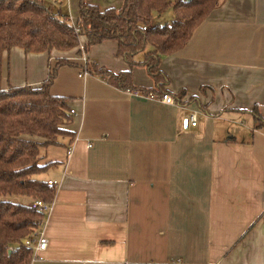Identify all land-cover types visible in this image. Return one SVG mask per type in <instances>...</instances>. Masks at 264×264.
I'll return each mask as SVG.
<instances>
[{
	"label": "crops",
	"instance_id": "0c3cea01",
	"mask_svg": "<svg viewBox=\"0 0 264 264\" xmlns=\"http://www.w3.org/2000/svg\"><path fill=\"white\" fill-rule=\"evenodd\" d=\"M103 1L88 0L102 9L124 0ZM79 4H62L75 23ZM117 48L105 41L85 57L123 71ZM60 58L83 64L79 48L15 47L2 87L40 86ZM160 67L181 102L59 69L52 93L75 110L76 140L42 149V163H58L45 180L59 185L40 230L48 247L32 264H264V128L252 114L264 120V0H223ZM133 83L154 86L141 66ZM193 113L197 126L185 129Z\"/></svg>",
	"mask_w": 264,
	"mask_h": 264
},
{
	"label": "trees",
	"instance_id": "16d2710c",
	"mask_svg": "<svg viewBox=\"0 0 264 264\" xmlns=\"http://www.w3.org/2000/svg\"><path fill=\"white\" fill-rule=\"evenodd\" d=\"M222 1L124 0L120 8L102 9L80 0L78 21L73 25L63 11L64 2L0 0V197L30 199L28 204L0 201V264H31L33 250L25 241L41 230L48 213L30 203L39 199L53 204L57 192L48 180L38 178L58 164L42 163V149L56 145L70 148L76 140V132L70 129L74 115L68 99L52 93L59 69L70 66L81 73L86 70L127 92L173 94L167 87L170 80L160 67L162 57L182 50ZM168 9L173 11L171 20L156 23ZM81 37L86 38V53L105 41L117 42V56L128 68L114 72L95 62L83 65L60 58L50 65L48 77L40 86L2 87L4 55L13 48L20 47L26 53L79 48L81 55ZM139 54H143L142 59L137 58ZM137 66L146 68L154 81L152 88L134 85L133 69ZM174 96L182 101L183 97ZM252 114L257 127L264 128L258 109Z\"/></svg>",
	"mask_w": 264,
	"mask_h": 264
},
{
	"label": "built area",
	"instance_id": "2783aa9c",
	"mask_svg": "<svg viewBox=\"0 0 264 264\" xmlns=\"http://www.w3.org/2000/svg\"><path fill=\"white\" fill-rule=\"evenodd\" d=\"M54 1H57V2H65L66 0H54ZM69 20L71 21V23L73 25H76V23L73 21V19H70ZM81 50H82V56H83V65H86L88 63V59L85 57V50L83 47H81ZM82 75H89L88 72L85 70L84 73H82ZM132 94L134 95H139V96H142V97H146L148 99H152V100H156V101H160V102H163V103H166V104H176V100L175 98L169 94V93H165L163 95H157V94H154V93H150V94H142L138 91H134V92H131ZM71 113L73 115L76 114L75 110H71ZM197 114L196 113H193L191 114L189 117H185L182 121L183 123V127L185 129H188L190 126H197ZM49 184L51 185H54L56 188L58 187L59 183L58 181H52V180H49ZM30 205L35 208V209H39L41 211H44L46 213H49L51 208H52V204H47L45 202H43L42 200H34L30 203ZM48 243H49V240L47 238V236L45 235L44 231H38L37 233H35L34 235H32L31 237H29L28 239H26L25 241V245L28 247V248H31L33 250V256H32V261H31V264L32 262L40 259V253L44 252L47 247H48Z\"/></svg>",
	"mask_w": 264,
	"mask_h": 264
},
{
	"label": "rangeland",
	"instance_id": "374dc122",
	"mask_svg": "<svg viewBox=\"0 0 264 264\" xmlns=\"http://www.w3.org/2000/svg\"><path fill=\"white\" fill-rule=\"evenodd\" d=\"M106 2V3H105ZM105 4H108L106 0H104L102 2V5L101 6H105ZM122 5H118V6H109V7H117V8H120ZM104 8V7H103ZM173 17V11L172 9H168L163 15L161 18H159L157 20L156 23L158 24H164L165 22L167 21H170L171 18ZM138 59H142L143 58V54H139L137 56ZM38 178H41V179H45L47 178L46 175H42ZM0 201H10V202H15V203H23V204H27L29 203V199L27 197H22V196H8V197H0Z\"/></svg>",
	"mask_w": 264,
	"mask_h": 264
}]
</instances>
